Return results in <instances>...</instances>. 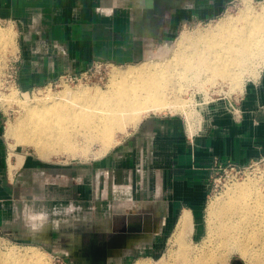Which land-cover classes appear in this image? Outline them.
<instances>
[{"label":"crops","instance_id":"0c3cea01","mask_svg":"<svg viewBox=\"0 0 264 264\" xmlns=\"http://www.w3.org/2000/svg\"><path fill=\"white\" fill-rule=\"evenodd\" d=\"M231 1L174 0L177 7L163 21L159 17L146 21L125 7L115 8L113 13L98 12L108 0H0V18L26 21L37 17L47 33H20L16 80L27 89L65 71L81 70L95 59L117 64L141 61L154 44L153 34L166 37L184 22L217 18ZM237 100L234 107L242 112L241 118L235 119L226 107L212 111L219 113L204 116L192 148L178 115H149L96 162L63 172L56 164L25 154L13 159L10 154L14 151L9 150L3 133L5 114L0 112V239L40 241L49 225L39 214L45 203L54 204L67 189L71 202L87 201L94 188L113 184L144 190L149 207L164 213L165 219L179 221L189 212L195 232L202 226L206 183L214 166L229 162L245 166L264 157V70L244 84ZM61 179L68 188H61ZM139 211L140 206L133 213ZM125 246L102 259L84 255L82 260L104 262L111 259L109 253L120 254ZM92 248L89 253L97 252L98 248Z\"/></svg>","mask_w":264,"mask_h":264},{"label":"rangeland","instance_id":"374dc122","mask_svg":"<svg viewBox=\"0 0 264 264\" xmlns=\"http://www.w3.org/2000/svg\"><path fill=\"white\" fill-rule=\"evenodd\" d=\"M120 7H125L127 10L130 8L131 12L139 14L141 19L146 21L154 19L151 14L148 13V10L144 8L143 0H108L103 8H97V10L98 12L113 13L115 8ZM244 8L251 9L250 11L252 14L255 13V15L261 14L262 11L264 14V0H232L228 4L226 11L217 18L200 23L184 22L178 29L166 37L159 35V33L157 35L153 34V36H155L154 44L141 61L131 64H117L107 60L95 59L81 70L65 71L43 85L27 89L19 87L16 80L18 65L15 60L18 55L17 43L20 39V33L22 30L32 36H41L47 33L37 17L35 19L30 17V19L26 21L18 19L3 20L0 18L3 20L0 26V35H5L4 40L7 41L4 42L7 44L3 43L0 45V112L5 114L3 133L8 148L10 151H14L10 156L16 159L19 155L23 157L25 154L39 162H46V164L50 165L56 164L55 166L62 172L67 171L71 166L96 162L102 158L106 153L116 148L117 144L130 134L142 119L149 115H178L184 123V130L189 146L192 148L194 146V138L197 136V133L202 131L204 116L219 113L212 112L214 110H221L225 107L227 109L230 105L236 106V104L239 103L237 98L242 94L244 84L248 80L255 79L258 74L261 73V70H264V60L256 62L257 64L255 63L253 66L246 67V69H244L245 71L242 70L238 72L241 76L239 78V83H234L229 79L228 82L227 79L222 80L220 77H216L217 79L215 78V81H213L212 78H210L211 80L207 78V81L205 75H203L204 77L200 75L202 77L199 76L200 80L199 77H193L190 74H188L190 76L186 74L184 78L182 77L184 80L175 77L171 82L166 84V92L169 91L170 93L164 94L165 102L167 101L166 103L169 105L171 104V106L173 105L172 108L168 106L169 108L167 107L161 111H148L136 121L123 119L122 122L125 121L124 126L122 129L119 128L114 130L112 141H110L105 150L102 148L100 141H89V143L83 140L82 133L84 132L82 130L78 131L80 132L78 133L80 134L79 136H77L78 134L74 135V140L81 146H85L86 143L87 152L84 155L71 156L70 153L64 151L58 152L55 151L54 148L53 150L52 147H46L44 150V157L38 150L34 149V146L19 144L20 142H17V137L11 138V136H9L8 138L6 128L9 123L15 124L17 120L23 118L26 113L25 109L37 102L38 104L51 100L62 102L65 99L64 95L66 89L89 88V90H94L92 93L95 91L107 92L112 86L111 75L114 70H122L125 68H133L135 70L142 68L146 69L145 67L147 64L156 61L169 62L173 58V53H175L178 48H185L190 45L189 38L191 39L205 30L217 27L221 21L238 17ZM170 10L171 9L160 11L156 18H162L163 21ZM144 20L143 22L146 24L147 22ZM148 30L149 29H146V31ZM146 70H148V68ZM190 77H193V79ZM195 77L198 78V81L194 79ZM176 78L177 80H175ZM167 94L169 96H167ZM86 105H88L86 106L88 110L89 106L91 109H93L94 106L93 111L95 110L94 101ZM228 113L235 119H240L242 116V112ZM248 165H245V167ZM221 166L222 164L215 165L212 172L208 174L206 200L202 213V226L200 225L197 227L195 231L196 234L193 231L189 212H184L179 221L178 218L174 220L165 219L164 213L159 214L157 212L158 210L154 211L153 207H149V198L147 194L143 193L144 190L142 189L140 190L134 187L129 188L117 184H113L111 188L103 186L102 189L94 188L93 193L89 196V200L80 202H71L68 198L69 192L67 189L61 192V198L56 200L54 204L50 205L45 203L42 210L39 211V214H43L42 219H44L45 223L49 224L52 231L54 230V233H52V240L46 241L44 236L42 240L37 242L32 241V238L27 240L26 238L0 239V264H23L25 260H29L32 264H36V262L38 264H137L138 262H145L146 264H193V256H201L202 251L208 246L206 245L208 239L207 227L209 221H211L208 212L214 203L227 198L229 193L232 192L237 185L246 184L250 186L252 191L256 190L259 192L258 194H264V161L258 162L256 165L247 168L237 176H234V174L230 172L225 173L223 169H221ZM138 170L140 171V168H138ZM143 177L145 180V176ZM140 179H142V177H140ZM61 180L60 182L64 183L63 185L65 186L62 185L61 188H68V183L63 179ZM45 182L47 183V180ZM76 182H80V180L78 179ZM139 206L141 211L133 213L135 208ZM127 223H131L132 226L137 228L148 226L147 229L152 230V233H144V231L141 230L138 238L133 239L129 237L125 246L129 248L125 251L122 250L123 252L120 254L116 251L115 253H118V255L112 256L111 259L105 260L104 262H95L87 260V258L82 260L84 259L82 257L84 254L79 255V260L73 255L74 247H81L87 251L92 244L101 246L112 236L119 233L120 229ZM131 224L126 226L132 228ZM178 238H181V240H177ZM110 245L111 244L107 243L92 254L88 251L85 253V256H91V259H95V257H93L95 254L96 256H102L103 248H107ZM113 249H119V247L114 246ZM1 253H10L13 255V258L6 263L3 261V263H1ZM185 256H188V258L185 259ZM236 261L247 264L239 253L232 252L228 257L227 264H234Z\"/></svg>","mask_w":264,"mask_h":264},{"label":"bare ground","instance_id":"6f19581e","mask_svg":"<svg viewBox=\"0 0 264 264\" xmlns=\"http://www.w3.org/2000/svg\"><path fill=\"white\" fill-rule=\"evenodd\" d=\"M250 10L244 8L238 17L228 18L221 21L217 27L189 38L190 45L178 48L169 62L156 61L147 64L145 68L148 70H114L111 75L112 86L107 92L92 93L94 90L89 88L66 89L65 99L60 98L62 102L50 99L51 101L42 104L37 102L27 107L23 118L15 124L9 123L6 128L8 138L17 137L19 144L34 146L44 157L46 147L70 153L71 156L84 155L87 152L86 143L81 146L74 140V135L80 133L78 131L83 130V140L100 141L105 150L112 141L114 130L124 126L123 119L136 121L148 111H161L168 106L172 108L173 105L165 102L164 94L169 92H166V84L175 77L181 79L186 74L193 77L205 75L206 80L212 78L215 81L216 77H220L222 80L229 79L239 83L241 76L238 72L264 60V14L262 11L261 14L253 15ZM4 39L5 35H0V45L7 42ZM196 77L194 79L197 80ZM92 101L95 103V110L93 111L92 105L93 109L89 106V110H92L89 111L86 104ZM255 191L246 184L237 185L227 198L216 200L218 202L210 207L208 213L211 221L207 227L206 244L208 246L204 248L201 256H193V264H227L232 252L239 253L247 264H264V194ZM147 228L148 226H142L139 232L134 234H117L108 244L123 247L129 237L138 238L141 230L144 233H152V230ZM177 240L180 241L181 238ZM109 251H112L110 246L106 249L104 247L102 256L105 253L106 257ZM12 256L10 253H1V263L11 260ZM93 257L98 258L96 254ZM187 258L188 256H185V259ZM23 264L32 262L25 260Z\"/></svg>","mask_w":264,"mask_h":264},{"label":"water","instance_id":"95a60500","mask_svg":"<svg viewBox=\"0 0 264 264\" xmlns=\"http://www.w3.org/2000/svg\"><path fill=\"white\" fill-rule=\"evenodd\" d=\"M143 5L144 8L146 10H148V13L151 14V16L155 19L157 14L162 11V10H168V9H172L174 7H176V4L174 2V0H143ZM131 223H127L126 225H129ZM126 225L120 229V232L117 234H121V233H136L139 232V228L132 226L131 227H126ZM68 229V228H67ZM66 229V230H67ZM112 236L108 241H106L105 243H103L101 246H98L96 244H92L90 247V251L91 249H93L92 247L95 248H100L103 245H106L107 243H109V241L114 238L115 236ZM44 239L45 240H52V229L49 227V225L46 227V230L44 231ZM129 247H125V249H123V251L127 250ZM89 250H85L84 248L81 247H74L73 248V255L76 256V254L78 255L79 253H82L85 255L86 252H88ZM122 251V252H123ZM118 255V253L114 254V253H109L108 254V258H111L112 256ZM108 260V259H107ZM96 262V261H95ZM234 264H243L241 261H236Z\"/></svg>","mask_w":264,"mask_h":264},{"label":"built area","instance_id":"2783aa9c","mask_svg":"<svg viewBox=\"0 0 264 264\" xmlns=\"http://www.w3.org/2000/svg\"><path fill=\"white\" fill-rule=\"evenodd\" d=\"M2 19H0V26L2 25ZM262 71V70H261ZM230 111L231 112H240L239 109L235 108L234 105H230ZM264 161V157L261 158L260 160H256L255 162H251L248 166H239L233 163H225L222 164L221 169H223V171L226 172H230L232 174H234V176H237L238 174H240L242 171L246 170L247 168L256 165L258 162H262Z\"/></svg>","mask_w":264,"mask_h":264}]
</instances>
